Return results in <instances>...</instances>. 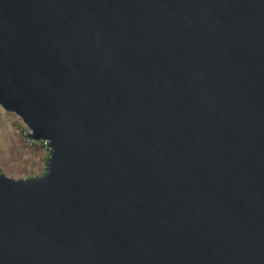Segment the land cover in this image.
I'll list each match as a JSON object with an SVG mask.
<instances>
[{
	"label": "water",
	"instance_id": "95a60500",
	"mask_svg": "<svg viewBox=\"0 0 264 264\" xmlns=\"http://www.w3.org/2000/svg\"><path fill=\"white\" fill-rule=\"evenodd\" d=\"M0 108V264H264V0H0Z\"/></svg>",
	"mask_w": 264,
	"mask_h": 264
},
{
	"label": "rangeland",
	"instance_id": "374dc122",
	"mask_svg": "<svg viewBox=\"0 0 264 264\" xmlns=\"http://www.w3.org/2000/svg\"><path fill=\"white\" fill-rule=\"evenodd\" d=\"M24 128L16 115L0 108V171L12 179L35 177L45 169L41 157L47 155V149L26 144L22 138Z\"/></svg>",
	"mask_w": 264,
	"mask_h": 264
},
{
	"label": "built area",
	"instance_id": "2783aa9c",
	"mask_svg": "<svg viewBox=\"0 0 264 264\" xmlns=\"http://www.w3.org/2000/svg\"><path fill=\"white\" fill-rule=\"evenodd\" d=\"M29 134V131L27 130V128L25 127L23 129V132H22V138L24 139V141L26 142V144L30 145V146H33V145H40L42 146L43 148H46L47 149V144L45 141H34L33 139L29 138L28 136Z\"/></svg>",
	"mask_w": 264,
	"mask_h": 264
},
{
	"label": "crops",
	"instance_id": "0c3cea01",
	"mask_svg": "<svg viewBox=\"0 0 264 264\" xmlns=\"http://www.w3.org/2000/svg\"><path fill=\"white\" fill-rule=\"evenodd\" d=\"M46 157H47V155H46L45 157H44V156L41 157V162H42V163L46 162ZM43 158H44V159H43Z\"/></svg>",
	"mask_w": 264,
	"mask_h": 264
},
{
	"label": "trees",
	"instance_id": "16d2710c",
	"mask_svg": "<svg viewBox=\"0 0 264 264\" xmlns=\"http://www.w3.org/2000/svg\"><path fill=\"white\" fill-rule=\"evenodd\" d=\"M46 159H47V157H46Z\"/></svg>",
	"mask_w": 264,
	"mask_h": 264
}]
</instances>
